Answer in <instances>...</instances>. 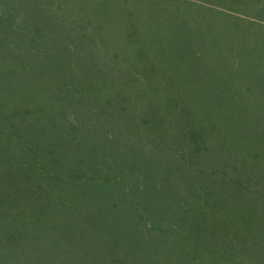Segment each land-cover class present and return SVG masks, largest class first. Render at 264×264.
<instances>
[{"label": "trees", "instance_id": "1", "mask_svg": "<svg viewBox=\"0 0 264 264\" xmlns=\"http://www.w3.org/2000/svg\"><path fill=\"white\" fill-rule=\"evenodd\" d=\"M0 264H264V0H0Z\"/></svg>", "mask_w": 264, "mask_h": 264}]
</instances>
